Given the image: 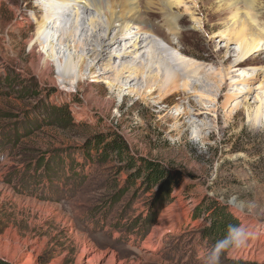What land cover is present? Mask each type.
<instances>
[{
    "label": "rangeland",
    "instance_id": "1",
    "mask_svg": "<svg viewBox=\"0 0 264 264\" xmlns=\"http://www.w3.org/2000/svg\"><path fill=\"white\" fill-rule=\"evenodd\" d=\"M110 1L120 17L134 6L135 18L188 60L184 71L204 66L200 84L184 82L182 71L176 86L155 74L153 93H136L139 79L119 98L96 53L86 54V33L66 41L85 52L83 70L97 64L100 80L90 81V92L81 87L91 77L71 86L58 80L54 66L39 78L26 44L35 30L28 19L40 14L36 3L0 0V237L9 229L36 242L40 264L61 256V264H73L82 243L119 264H264V0H167L176 4L170 10L161 0ZM231 11L238 12L235 21ZM243 30L262 44L247 60L234 35ZM252 69L243 86L234 83L237 73ZM117 134L130 156L158 162L168 180L149 184L138 162L127 166L104 153ZM165 189L169 196L161 201ZM213 204L239 222L227 250L207 238ZM162 215L170 221L164 229ZM28 242L12 254L0 248V258L22 262Z\"/></svg>",
    "mask_w": 264,
    "mask_h": 264
},
{
    "label": "bare ground",
    "instance_id": "2",
    "mask_svg": "<svg viewBox=\"0 0 264 264\" xmlns=\"http://www.w3.org/2000/svg\"><path fill=\"white\" fill-rule=\"evenodd\" d=\"M34 3H36L38 13L40 14L39 16L31 14V17L28 19V22H34L35 30L29 36L26 44L32 57L35 55V59H31L29 64L32 71L39 78L48 77L52 66H54L58 72V80L61 83L67 80L71 86L84 80L86 77H91L92 79H86L89 81L81 87L84 92H90V81L100 80L98 76H94L95 65L98 64L105 67L101 71L103 74L111 73V78L105 75L108 78V80L106 79V84L109 91L116 92L119 98L125 94L127 89H134V85L139 82V79L140 84L135 87L136 93H143V91L153 93L156 88L153 80V75L155 74H158L162 80H166V83L170 82L174 84L173 86H176L174 80L181 74L178 71H182L181 75L184 82L200 84L202 76L199 73L204 66L192 72L184 71V68L190 65L187 63L188 60L176 49L169 47L164 39L156 36L148 28L145 21L141 22L136 19V13L135 11L133 12L134 6L130 5L129 2L128 7L124 5V7L129 8L128 11L125 10L126 8L124 9L127 15L119 14L123 15V17L118 16L116 13L117 10L110 0H34ZM160 4L165 6V10H170L172 5H176L171 4L170 1L164 2L162 0ZM246 5L248 9H252L253 11V6L249 5L248 1ZM120 13L122 12L120 11ZM237 16L238 12L231 11V20L238 18ZM246 17L251 24L257 25L258 20L254 14L247 13ZM82 19L84 21L80 24ZM97 25L100 27L99 34H95V31H93L97 29ZM259 27L260 32L264 33V27ZM173 29V32H177L176 28ZM85 33L88 35L87 40L89 41L86 54L88 52L96 53V57H99V59L97 64H87V68L83 70L82 65L86 57L85 52H75L76 49L74 50V48L78 47L76 45V47H71V44H68L66 38H73L81 34L84 35ZM92 34L100 38L99 43H94ZM234 35L238 41V49L242 60H247L254 52L262 47L261 38L245 36L244 30ZM104 53L105 55L103 56ZM253 72H255V69L250 70V73L249 71L242 70L236 74L237 77L233 78L234 83H246L247 79L252 77ZM238 77H244L245 79H241L243 81L240 82V78ZM243 85L241 84V86ZM241 86L236 89L239 91L244 90ZM173 89L174 93L182 95L175 87ZM85 95L87 97L86 103H91L92 95L90 93ZM105 101L106 104H110L111 102L109 99ZM260 105L262 106V103ZM257 108L261 109L260 106ZM175 212L174 214H168L176 217L178 211ZM163 214L166 215L167 213L165 212ZM162 216L159 226L160 229H164L170 224V221H168L169 218H164V215ZM247 229L249 227L245 230ZM240 237L241 239L245 238L246 233L241 234ZM27 242V239L21 241L15 232L7 229L3 236L0 237V248L6 255L12 254L20 249V246L22 248L23 245H26ZM39 252L40 246L36 242H33L29 246L27 254H25V259L15 264H40L35 261ZM103 260H105L104 263H102ZM116 261L113 254L100 251L95 247L82 243L78 247L73 264H119ZM61 262L62 256L53 259L49 264H61Z\"/></svg>",
    "mask_w": 264,
    "mask_h": 264
},
{
    "label": "trees",
    "instance_id": "3",
    "mask_svg": "<svg viewBox=\"0 0 264 264\" xmlns=\"http://www.w3.org/2000/svg\"><path fill=\"white\" fill-rule=\"evenodd\" d=\"M103 152L106 154L115 155L117 160H120V158L122 157V160H120V162H124L127 166L133 167L135 162H138L139 165L137 166H139L140 173L142 171L146 172L144 180H146L147 183L151 181L156 182L158 181V179L164 178L166 176V180H168L169 178V172L165 168L160 166L158 162L142 157H139V159L136 160L133 156H130L131 154L129 146L125 139L119 134L113 136V138L104 145ZM160 194L158 193V196H163L161 198V201L165 200L169 196L168 189H165V191H161ZM211 211L213 221L211 226L207 229V238L209 240V244L216 249L222 246L223 249L227 250L230 248L235 239L236 229L239 225L238 219L230 214L224 206L213 204L211 206ZM0 264L10 263L5 259L0 258ZM240 264L253 263H251L250 261H244Z\"/></svg>",
    "mask_w": 264,
    "mask_h": 264
}]
</instances>
